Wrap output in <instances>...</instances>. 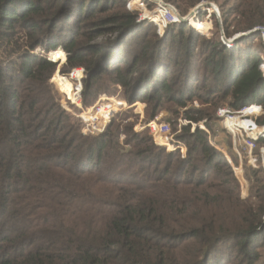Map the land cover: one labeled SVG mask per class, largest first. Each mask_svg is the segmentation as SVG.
Returning a JSON list of instances; mask_svg holds the SVG:
<instances>
[{
  "label": "trees",
  "instance_id": "16d2710c",
  "mask_svg": "<svg viewBox=\"0 0 264 264\" xmlns=\"http://www.w3.org/2000/svg\"><path fill=\"white\" fill-rule=\"evenodd\" d=\"M169 1L187 14L221 0ZM223 1L228 35L264 24V0ZM127 2L0 0V45L22 32L29 47L0 67V264H264V170L245 165L252 186L242 197L231 163L205 130H193L204 119L210 126L222 103L235 111L264 103L253 55L260 36L229 50L183 23L162 40ZM249 36L260 43L244 48ZM39 48L66 63L54 79L64 104L78 101L71 80L80 85L81 73L64 75L83 67L84 106L114 83L129 104L146 103L147 121L186 108L189 123L176 136L186 156L136 132L128 114L84 134L50 83L57 63Z\"/></svg>",
  "mask_w": 264,
  "mask_h": 264
},
{
  "label": "built area",
  "instance_id": "2783aa9c",
  "mask_svg": "<svg viewBox=\"0 0 264 264\" xmlns=\"http://www.w3.org/2000/svg\"><path fill=\"white\" fill-rule=\"evenodd\" d=\"M200 5L203 6L202 9L196 11V8ZM127 8L131 12H139L138 21L149 20L151 23H153L156 27V31L159 37H164L167 33L168 27L174 24L178 25L187 23L190 26H193L190 23V19H188V16L192 12H194L195 17L198 21H209L211 23L212 28L207 30L208 33H205L195 27L198 32L207 37L213 35V22L217 21L219 24V26H217L219 28V40L225 47H228L230 49L235 46L241 35L245 33L238 32L232 35H227L223 27L221 10L219 9L217 4L210 1H203L199 3L187 14H182L180 9L169 0H128ZM204 9H207L210 12L206 15V19L202 20L199 19V15ZM212 13L215 14L216 20L212 19ZM252 30H255L256 33H259V36L263 43V47L260 52L258 67L264 78V24L257 26ZM50 60L57 63V61H54L52 59ZM78 71L81 73L80 88L76 90L79 93V99L75 104L72 105L64 104V100H62L61 106L67 112L73 114L74 117L71 115L72 118L75 122L78 123L80 129L84 134L97 136L106 131V128L112 122V120L116 118L127 105L120 104L119 102H115L112 100H104L103 96L93 106H91L90 109L85 110L82 105L83 79L87 77L85 68L79 67L73 69L72 72L64 76H72L74 72ZM54 79L55 77L51 78L50 83H55ZM116 86L121 88L120 85ZM195 102L196 104H198L197 101ZM76 109H79L80 112H74ZM89 111H91L90 114L88 113ZM263 115L264 105L262 102L258 101L252 102L237 111L233 110L229 106H222L217 110L218 118L222 120V124L226 132L231 136L233 140V146L235 152L238 155V158L241 162L243 160H247L254 167H257V165L254 163V160L258 158V153L261 155V158L264 162V124H261L258 120L259 117H262ZM227 121H233V124L228 125L226 123ZM180 122H182V120H180ZM195 125L199 126L201 129L205 130L208 133L210 144L219 150L217 142L212 139L211 130L206 126V120L198 122ZM146 127L156 138L160 136H164L165 138H167L168 141L175 146L174 150L179 149L181 151L182 157L186 156L187 145L176 139L169 122L163 121L159 118V116H156L155 119H152L146 124ZM155 142L158 145L165 146L168 150H170L167 145L163 144L159 140H155ZM257 151L259 152L256 153ZM227 158L228 161L232 164L234 172L236 174H238V172L242 173L241 167L234 166L231 158ZM262 166L264 168V163L262 164Z\"/></svg>",
  "mask_w": 264,
  "mask_h": 264
},
{
  "label": "rangeland",
  "instance_id": "374dc122",
  "mask_svg": "<svg viewBox=\"0 0 264 264\" xmlns=\"http://www.w3.org/2000/svg\"><path fill=\"white\" fill-rule=\"evenodd\" d=\"M210 2H212V1H210ZM223 2H224L223 0L217 1V2H213V3L217 4L218 7H219V9L221 10L222 20L224 19V15H222V9H223L222 8V5H223ZM194 8L195 7H192V8H190V10L191 9H194ZM201 12L202 13H200L199 19L204 20V19H206V15L210 11H208L207 9H204ZM137 14H139V12ZM190 16H191V14L188 16V18H190ZM211 17H212L213 20H216L214 13H212ZM138 19L139 18H137V24H143V23L146 24V22H150L149 20H143V21L141 20V21H138ZM190 21H193V19H190ZM213 25H214V29H213V35L212 36L207 37V36L203 35L202 33H200V32L199 33L201 35H203V37H205V38L212 39V40H216L218 42V41H220L219 40V28L217 27V26H219V24H218L217 21H214L213 22ZM187 26L188 27H192V28L195 29V27L190 26L189 24ZM223 27H224V25H223ZM224 29H225V32L227 33L226 27H224ZM230 30L233 31V28H230ZM235 33H238V32H235ZM240 33H242V32H240ZM227 35H228V33H227ZM258 35H259V33H258ZM116 36H117V33L116 34L108 35L106 37L114 39ZM166 36L167 35H165L164 37H160V39L163 40V39L166 38ZM101 39H103V38H99V39H97V41H99ZM104 39H106V38L104 37ZM252 39H253V36H249L248 38L246 37V38L243 39V41L245 42L244 43V48L247 45H249V47H250V44L251 43H249V41H251ZM253 43L257 44V43H260V42H258L256 39H254L253 40ZM235 46H233L232 49H234ZM114 48H115V50H118V46H116ZM225 48H227V49L230 50V48H228V47H225ZM59 49H62V48H59ZM28 50H29V47L27 46V43L25 41V35L22 32H20L17 36H15L12 39L3 41L2 44L0 45V67L5 66L8 62H10V63H14V62L15 63H19V62H21L22 59H23V56L25 55V53ZM41 50H43V49L39 48V49L35 50L33 53L34 54H43L48 59H51L49 56H47V54L43 53V51L41 52ZM253 55H254L255 58H260V51H258V50L255 51ZM65 64L66 63H62V62H58L57 61V70L54 73L53 77H55V74L57 72H59V73L62 72L63 66ZM71 79L76 80L77 78L75 79V77H73ZM76 81L77 82L71 80L72 87H73L72 93L74 95H75V92H76V91H74V88H80V85H79L78 80H76ZM51 84H52V86H53V88H54V90H55V92H56V94L58 96V100H59V103L61 105V101L63 100V96H62L61 92L59 91L56 83H51ZM116 85H118V84L111 83L108 86V89H107L108 92L107 91L102 92L99 96H97V98L95 99V101L90 106H84L83 103H82L83 108L85 110L89 109L91 106H93L103 96H104L103 97L104 100H112V101H115V102H119L120 104L127 105L119 113V115L116 118H114V119L119 120L122 116H124L125 114H128L129 115L128 120L129 121H132V122H135L134 130L136 132L146 131L150 136H152V138L154 139V141L155 140H159L162 143L164 142L163 144H165V145L169 144L168 143L169 141H168L167 138H165L164 136H160V137H157L156 138L153 134L150 133V130L146 127V124L149 122V121H147V117H146V109H145L146 108V103H143V102L138 103L137 102L136 104H133V105L129 104L126 101L125 94H124V91H123L122 87L120 88V87H118ZM224 105H225V103H222L221 105H219L216 108V110H218L220 107H222ZM263 105H264V103H263ZM189 106L200 107L201 105H200L199 102H198V104H196V102L193 101V102L189 103L188 107ZM205 108H208V105H205ZM185 109L186 108H180V113L182 114ZM216 110H215V108H212V110L210 111V112H213V115L212 116H214V117H213L212 121H210V126H208V124L206 126H207V128H209L211 130L212 139L215 140L217 142V144H218L219 150L218 149L217 150L219 152H221L226 158L227 157L231 158L232 163H233L234 166H236L234 164V161H233L234 158H237L238 159V163L239 164L236 167H239L240 166L241 167V170H242V173H240V172H238V174H236L235 172L234 173H235L236 177L238 178V180L240 182V185H241V195H242V197H247L249 195L250 187L252 186V183H250L249 180L245 176V169H244L245 168V165L250 166V167L255 168V169H258V170H264V168L262 166V164L264 162H263V160L261 158V155L258 153L259 151L256 152V153H258L257 154V157L258 158H256L254 160V163L256 165H257V163H259L257 165V167H253V165L250 164L246 160H243L242 162L240 161V159L238 158L237 153L235 152V149H234V146H233V140H232L231 136L226 132V130H225L223 124H222V120L219 119V118H217L218 116H216L217 115ZM74 112L79 113L80 110L79 109H76ZM88 113L90 114L91 111H89ZM69 114L73 116L72 113H69ZM181 114H176V113L171 112V111L169 112L168 110L165 109V110H162L161 112H159V114L157 116H159V118L161 120L166 121V122H169L171 124L172 132H173L174 136L176 137L177 135H180L181 134V129H180L181 128V125H184V124H188L189 123L188 121H185V119L182 118L183 115H181ZM180 120H182V122H180ZM204 120H208V119H204ZM258 120H259V122L261 124H264V115L262 117H259ZM199 122H201V121H199ZM226 123L228 125H232L233 124V121H231V122L230 121H227ZM195 124H197V123H193V130H195L197 127H199V126H196ZM124 139H125V135L124 134H121V137H120L121 142H123ZM181 142H183V141H181ZM183 143L186 145L185 142H183ZM168 151H174V150H168ZM256 160L258 161L257 163H256Z\"/></svg>",
  "mask_w": 264,
  "mask_h": 264
},
{
  "label": "water",
  "instance_id": "95a60500",
  "mask_svg": "<svg viewBox=\"0 0 264 264\" xmlns=\"http://www.w3.org/2000/svg\"><path fill=\"white\" fill-rule=\"evenodd\" d=\"M202 7H203V6H201V5L198 6V7L196 8V11L201 10ZM255 33H256L255 30H250V31H248V32L243 33V34L241 35V37H243V36H248V35H252V34H255ZM241 37H240V38H241Z\"/></svg>",
  "mask_w": 264,
  "mask_h": 264
},
{
  "label": "bare ground",
  "instance_id": "6f19581e",
  "mask_svg": "<svg viewBox=\"0 0 264 264\" xmlns=\"http://www.w3.org/2000/svg\"><path fill=\"white\" fill-rule=\"evenodd\" d=\"M193 17H195V14H194V12H192V13H191V16H190V18H188V19H193Z\"/></svg>",
  "mask_w": 264,
  "mask_h": 264
}]
</instances>
